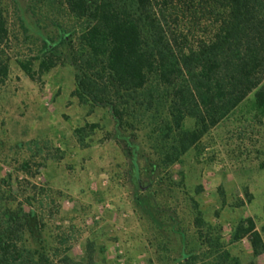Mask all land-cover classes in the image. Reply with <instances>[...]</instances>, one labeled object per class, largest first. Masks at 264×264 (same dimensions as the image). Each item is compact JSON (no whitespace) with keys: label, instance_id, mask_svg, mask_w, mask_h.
I'll return each instance as SVG.
<instances>
[{"label":"rangeland","instance_id":"rangeland-1","mask_svg":"<svg viewBox=\"0 0 264 264\" xmlns=\"http://www.w3.org/2000/svg\"><path fill=\"white\" fill-rule=\"evenodd\" d=\"M2 1L10 38L0 47V60L9 58L8 76L0 73V184L5 205L29 211L34 203L39 229L23 240L36 258L182 264L191 252L213 260L223 247L240 264H264L249 237L232 240L248 218L264 240V115L254 94L167 165L151 127L135 136L109 107L73 95L76 70L62 37L75 19L53 0ZM45 45H56L58 64L40 73L34 60L32 79L18 61Z\"/></svg>","mask_w":264,"mask_h":264},{"label":"trees","instance_id":"trees-1","mask_svg":"<svg viewBox=\"0 0 264 264\" xmlns=\"http://www.w3.org/2000/svg\"><path fill=\"white\" fill-rule=\"evenodd\" d=\"M52 3L77 21L62 37L76 70L73 95L81 104L109 107L117 127L135 136L151 127L167 165L180 160L251 94L254 109L264 115V0ZM9 38V21L0 0V47ZM55 47L45 45L42 55L18 63L35 79L34 60H39L40 73L58 64ZM0 66L6 78L9 58L0 60ZM189 120L194 128L187 126ZM84 130L77 129L81 137ZM4 199L0 184V264H50L48 256L37 259L23 240L24 234L39 229L32 199L29 211L23 204L17 209L7 206ZM244 237H249L255 256L264 252L262 234L252 218L238 223L232 240ZM216 253L213 260V254L200 260L191 252L182 264H240L223 247ZM63 261L83 264L68 255Z\"/></svg>","mask_w":264,"mask_h":264}]
</instances>
